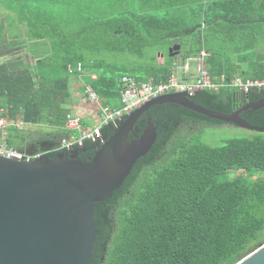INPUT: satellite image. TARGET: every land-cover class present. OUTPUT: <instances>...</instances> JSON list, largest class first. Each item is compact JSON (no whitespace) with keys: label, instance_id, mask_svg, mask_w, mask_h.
Returning <instances> with one entry per match:
<instances>
[{"label":"trees","instance_id":"trees-1","mask_svg":"<svg viewBox=\"0 0 264 264\" xmlns=\"http://www.w3.org/2000/svg\"><path fill=\"white\" fill-rule=\"evenodd\" d=\"M0 4L16 16L8 24L12 29L0 18L4 60L0 110H7L15 123L6 141L19 151L35 152L44 145L57 149L71 135L67 116L75 102L72 85L81 76L70 73L69 67L78 64L97 75L96 81L89 76L82 80L94 88L103 105L118 108L121 79L167 82L182 55L181 51L171 57L169 50L180 44L188 47L183 64L206 52L213 79L225 77L229 83L219 92L192 97L197 105L230 115L264 99V89L241 94L230 86L237 78L264 80V0H0ZM19 26L26 30L14 29ZM160 52H165L162 64ZM241 117L264 128V109L248 110ZM149 118L157 128L156 144L136 163L120 190L95 205L98 237L91 264H237L261 247L264 178L254 176L264 173V134L211 147L200 141L202 132L227 124L168 103L150 108L130 141L144 133ZM19 123L52 130L33 140L30 148L17 147L27 141L11 136ZM114 131L113 126L104 127L103 138L109 140ZM96 146L86 140L73 151H54L44 158L77 153L90 161ZM232 172L242 174L230 178Z\"/></svg>","mask_w":264,"mask_h":264},{"label":"water","instance_id":"water-1","mask_svg":"<svg viewBox=\"0 0 264 264\" xmlns=\"http://www.w3.org/2000/svg\"><path fill=\"white\" fill-rule=\"evenodd\" d=\"M180 44L170 48L178 56ZM165 55H163V58ZM176 104L210 120L264 134L242 119L264 109V99L233 114L197 105L185 93L154 99L128 116L90 161L59 154L27 163L0 157V264H91L98 237L95 205L120 190L136 163L158 139L152 119L144 133L129 140L139 119L157 105ZM237 264H264V244Z\"/></svg>","mask_w":264,"mask_h":264},{"label":"built area","instance_id":"built-area-1","mask_svg":"<svg viewBox=\"0 0 264 264\" xmlns=\"http://www.w3.org/2000/svg\"><path fill=\"white\" fill-rule=\"evenodd\" d=\"M162 52L159 53V56ZM164 53H162V56ZM209 54L201 52L198 57L190 58L185 64L179 65L174 68L172 77L167 81L160 84H155L152 80L148 82H139L132 76H124L121 79L122 98L121 106L111 108L103 105L101 97L94 90V88L85 84L82 80L83 77L89 76L92 81L97 80V75L88 74L84 71L83 65L78 64L75 67L70 66L69 71L72 74L81 76L76 82L82 83V95L80 97L87 110L92 113L95 118L90 121L94 125L88 126L84 124L83 117L77 115L76 111L79 109L70 106V114L67 116V129L70 131V136L62 140L57 149H45L35 152L19 151L8 146L6 141L8 137V129L15 125L7 110H0V157L8 159H16L23 162H33L44 158L45 155L60 150L73 151L75 148L82 145L86 140L95 144H104L102 130L106 126H113L115 129L132 113L141 108L144 104L157 99L159 97L174 94L185 93L189 98L196 96L204 91L219 92L221 88L229 83L225 77L222 79L214 80L207 68L206 60ZM195 70V75L192 80H183L179 77L181 72L191 74L192 69ZM230 86L241 94H248L254 90L264 89V80H243L237 78L230 83ZM93 118V117H92ZM23 124L19 123L18 128H22Z\"/></svg>","mask_w":264,"mask_h":264},{"label":"rangeland","instance_id":"rangeland-1","mask_svg":"<svg viewBox=\"0 0 264 264\" xmlns=\"http://www.w3.org/2000/svg\"><path fill=\"white\" fill-rule=\"evenodd\" d=\"M15 18H16V16H15ZM7 29H12V27L8 26ZM192 43H195L194 38H193ZM185 49H188V47H186L184 45L182 47V50H181L182 55L179 56L175 60V62H179L180 64H183V56L185 53ZM0 51H2V50L0 49ZM165 51L167 52V50H165ZM163 53L165 54V52H163ZM120 58L123 60L128 59L124 55H120ZM164 58H163L162 53H161L160 58H159V63L162 64L165 60ZM132 60H135V58H132ZM1 61L2 60L0 59V62ZM81 85H82V83H79L76 81L73 82L72 91H73V97H74V101H75L73 106L76 105V108H78L79 111L83 113L86 110V107H85V104H83V102L80 99V97L82 95V93H80ZM92 117H93V119L95 118L94 116H92ZM22 128H23L22 132H25L27 134V136L30 135V137L34 141L38 140L39 138L42 137V135H44V134L48 133L50 130H52L51 128H47L46 126L41 127V126L24 125V126H22ZM197 134L198 133H196V135ZM256 136H258V133L255 131H249V130H246V129H243V128H240V127H237L234 125L227 124V125L222 126V127H215L214 126V127L206 128L200 136V141L206 145L211 146V147H220V146H223L227 141H230V140L254 139ZM197 137H199V136H197ZM30 141H31V139L29 138L26 141V143H21V144H16V145H17V147L26 148L28 146V143H30ZM240 174H242V172H232L230 174V178L238 177ZM257 178H264V173H258L257 175L254 176V179H257Z\"/></svg>","mask_w":264,"mask_h":264},{"label":"crops","instance_id":"crops-1","mask_svg":"<svg viewBox=\"0 0 264 264\" xmlns=\"http://www.w3.org/2000/svg\"><path fill=\"white\" fill-rule=\"evenodd\" d=\"M0 18H1V20L5 23V25L7 26V28H8V24H9V21L11 20V21H13L14 20V18H15V15H14V13H12V12H10V11H8L5 7H4V5H2V4H0ZM13 27H16V24H14V26ZM14 29H20V30H26V27L25 26H19V27H17V28H14ZM165 55V54H164ZM2 61L1 62H3L4 60L3 59H1ZM179 65H182V64H180L179 62H176L175 63V67H177V66H179ZM193 75H195V70H194V68L192 69V71H191V74H187V73H184V72H181L180 74H179V77L181 78V79H183V80H188V81H190V80H192V76ZM75 103V102H74ZM76 107V106H75ZM86 112V113H85ZM76 113H77V115H80L81 117H83V120H84V124L85 125H88V126H92V125H94V122H90V121H92L93 120V118H92V113L89 111V110H85L83 113L82 112H80L79 110L78 111H76ZM22 130H23V128H17V131H15V132H12V138L14 137L15 139H17V142H20V140H21V138H23V139H26V140H28L29 138L31 139V141H30V143H28V145L29 144H31V142H33V140H32V138L30 137V135H28L27 136V134L25 133V132H22ZM7 132H9V131H7ZM9 135V134H8ZM22 136V137H21ZM21 137V138H20ZM42 137H44V135H42ZM19 144H21V142L19 143ZM29 147V146H28ZM46 146L44 145V146H42L41 147V149H43V148H45ZM30 148V147H29Z\"/></svg>","mask_w":264,"mask_h":264}]
</instances>
